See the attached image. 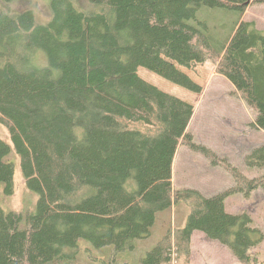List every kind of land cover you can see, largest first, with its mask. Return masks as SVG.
Instances as JSON below:
<instances>
[{"label":"trees","instance_id":"16d2710c","mask_svg":"<svg viewBox=\"0 0 264 264\" xmlns=\"http://www.w3.org/2000/svg\"><path fill=\"white\" fill-rule=\"evenodd\" d=\"M0 1V120L12 141L0 136V183L14 192V149L38 194L27 213L0 204V264H76L82 239L112 246L114 263L152 236L160 212L183 199L191 208L184 224L168 228L143 264H190L195 231L227 246L242 264H264L253 252L263 229L248 211L226 208L229 196L264 188V143L244 158L259 174L230 167L233 186L212 195L174 193L178 147L197 148L187 130L191 105L170 103L139 75L182 44L191 56L201 50L255 110L251 125L264 129V31L244 18L264 0H90V10L49 0L46 23L33 9L12 11L2 3L13 0ZM203 7L222 9L224 23L200 18ZM163 73L195 88L181 82L180 72Z\"/></svg>","mask_w":264,"mask_h":264},{"label":"rangeland","instance_id":"374dc122","mask_svg":"<svg viewBox=\"0 0 264 264\" xmlns=\"http://www.w3.org/2000/svg\"><path fill=\"white\" fill-rule=\"evenodd\" d=\"M74 3L80 10H90L93 7L90 0H74ZM2 4L12 11L33 9L39 23H46L51 18L49 0H13ZM219 10L223 11L220 8L203 7L197 15L200 18L215 16L219 22L224 23ZM244 18L255 21L258 28L264 31V3L250 5ZM232 20L233 16L227 18V22ZM198 51L202 53L201 50ZM201 53L191 56L188 48L182 44L158 60L139 68V75L155 88L163 90L170 103L186 102L191 105L190 111L193 114L187 130L197 148L185 143L178 147L173 162L174 193L179 189L193 188L205 195H212L233 186L235 179L230 167H237L249 177L260 173L256 167L247 166L244 160L247 152L264 143V129H256L251 125L255 110L233 88L230 81L216 71L215 62L209 59L205 61V56ZM181 55L188 57L182 56L180 59ZM164 70L180 72L183 77L181 82L195 88L190 90L167 78ZM159 71L161 73L157 74ZM0 136L12 145L8 126L1 120ZM15 151L13 149L9 157L16 163L14 192L5 193V185L0 183V204L7 211L27 213L35 210L38 194L28 188ZM249 194L248 197L243 194L229 196L226 199L227 208L234 212L248 211L254 224L264 231V188H257ZM190 210L189 202L183 199L173 203L168 210L160 212L152 228V236L138 239L136 248L119 253L114 263L112 246L96 248L86 240H79L80 251L76 264H143L147 251L167 233L168 228L184 224ZM24 224L25 222L21 225ZM192 236L190 264H242L227 246L203 232H196ZM253 252L264 262V240Z\"/></svg>","mask_w":264,"mask_h":264},{"label":"crops","instance_id":"0c3cea01","mask_svg":"<svg viewBox=\"0 0 264 264\" xmlns=\"http://www.w3.org/2000/svg\"><path fill=\"white\" fill-rule=\"evenodd\" d=\"M226 208H227V202H226ZM228 209V208H227ZM231 210V209H230ZM229 209H228V211H230ZM231 212H234V211H232L231 210ZM196 232H199V231H195L194 233H193V235L196 233Z\"/></svg>","mask_w":264,"mask_h":264}]
</instances>
